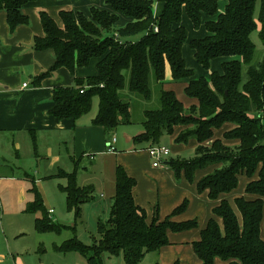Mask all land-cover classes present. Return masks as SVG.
<instances>
[{
    "label": "trees",
    "instance_id": "1",
    "mask_svg": "<svg viewBox=\"0 0 264 264\" xmlns=\"http://www.w3.org/2000/svg\"><path fill=\"white\" fill-rule=\"evenodd\" d=\"M33 0H0V10L6 12L10 30L26 24L28 18L21 7ZM163 3L159 16H154L156 2ZM219 0H104L111 11L89 8L88 16L82 12L60 10L62 26L45 12H40L43 29L41 37H35L33 48L51 49L55 61L48 71L38 76L52 74L59 67L70 72L86 67L91 59L97 60V75L76 78L73 85L55 87L52 94L54 107L50 111L57 120H76L87 114L93 97L98 98L93 125L103 127L107 136L121 125L131 124L130 103L121 93L126 90L144 100L152 97L151 83L157 90L159 107L143 110L142 131L132 138L134 144L160 145L163 134H171L176 125H192L175 138L177 143L196 139L199 145L191 159L170 157L166 164L179 176L181 171L192 181L196 169L208 164L221 163V167L197 182L199 193L208 190L215 199L237 187V175L244 173L252 178L245 187L254 199L235 198L241 222L226 200L213 208L222 219L223 232L215 219L208 220L193 243V250L200 264H214V258L227 260L228 264H264V240L261 238L264 198V56L253 62L255 45L252 32L257 31L264 45V0H225L223 12H218ZM257 7V8H256ZM256 9V10H255ZM185 12L195 28L201 24L205 13L214 20L206 22L208 35L190 42L197 62L208 69L216 57L233 58L222 65V73H212L210 80L200 78L191 81L185 94L197 98L199 105L185 109L172 91L163 89L165 66L168 64L173 79L189 77L192 72L185 67L182 45L187 31L183 26L174 27ZM130 19L117 27L119 16ZM243 65L246 80L243 81ZM225 121L236 127L224 133L225 138H236L240 144L224 146L220 140L210 147L203 142L212 137V128ZM76 163V161H73ZM75 166V165H74ZM76 167V166H75ZM57 177L65 179L60 190L65 195L66 206L80 218L81 206L92 201L94 189L80 186L76 171L59 169ZM135 179L116 165L114 169V194L107 220L97 221L96 235L87 245L75 236L54 249L66 253L81 254L87 264H102L101 255H122L124 264H140L147 252L158 251L168 243L166 230L181 231L197 226L195 220L172 222L168 218L146 222L144 209L134 202L132 189ZM29 192L32 200L24 211L40 213L34 220L37 233L60 232L62 225L54 222L44 206L43 198L34 180ZM183 201L173 210V215L186 208ZM177 264V263H174Z\"/></svg>",
    "mask_w": 264,
    "mask_h": 264
},
{
    "label": "crops",
    "instance_id": "2",
    "mask_svg": "<svg viewBox=\"0 0 264 264\" xmlns=\"http://www.w3.org/2000/svg\"><path fill=\"white\" fill-rule=\"evenodd\" d=\"M226 3L225 0L218 1L219 13L223 12ZM91 6L111 11L110 6L104 4V0H33L21 7V13L28 18V22L10 30L6 21V12L0 10V194L3 195L10 189V182L18 177L17 175L22 174L29 179L31 170L24 165L26 162L47 161L48 144L54 145V142L59 139L60 143L65 146L66 152L70 148L67 156L72 162L76 161L77 163L81 156L89 155L92 158L94 153L105 154L108 152L107 145L114 137L115 151L114 153L110 152L115 163L114 169L116 165H120L128 176L135 179L132 189L133 199L137 206L144 209L146 222L151 224L154 219L161 222L166 218L176 223L188 220L197 222L196 227L186 230L174 231L168 228L166 230L168 243L155 251L156 255L146 260V264H200V260L193 250V243L200 239V233L206 227L208 220L215 219L223 232L222 219L214 215L213 208L221 200H226L241 222V216L234 200L238 197L256 198L255 195L247 194L245 187L249 181L258 178V171L252 178L240 173L237 175L236 188L211 199L208 196V190L199 193L196 184L204 176L220 168L221 163H212L196 169L192 181H189L183 171L179 176H176L165 162L170 157L184 159L194 157L195 149L199 145L196 139L190 138L184 143L175 141L181 131L192 125H176L171 134L162 135L159 144L169 148L170 153L162 157L160 167H155L152 164L153 159L147 151L150 145L132 142V138L137 134L126 136L124 144L114 136L115 132L107 136L103 127L93 125L92 119L97 110L89 118L80 117L76 120L57 121L50 113L54 107L52 101L54 88L73 85L76 78L84 79L97 75V60L91 59L86 67L75 68L73 72L65 67H59L52 74L46 75L38 81L36 78L48 71L55 61L53 50L33 48L34 38L43 35L40 12L47 13L59 26H62L59 18L60 10L82 12L88 16ZM162 10L163 3L156 2L154 16H159ZM215 18V16L211 17L203 13L200 26L195 28L187 14L183 12L179 24L174 25V27L183 26L187 31V38L182 45L181 52L185 67L192 72V75L175 80L171 76L170 67L166 64L163 89L172 91L185 109L199 105L197 98L185 94V88L191 81L200 78L209 81L212 73H222L224 62L233 58L239 59V57H216L210 61L208 69H204L197 62L190 42L205 38L208 35L206 22ZM128 21H130L129 18L120 15L116 26L121 27ZM24 84L25 86H23ZM235 127L233 122L225 121L221 126L212 128V137L204 141L203 146L210 147L215 140H220L227 147L238 146L240 144L238 139L224 137V133ZM37 185L44 195L41 184L38 182ZM183 201L187 203L186 208L173 215V210ZM23 202L26 205L25 199ZM44 206L46 208V202ZM47 210L49 213V210L52 209ZM0 212L3 213L1 198ZM261 238L264 240V204ZM3 240V235L0 233V261L5 259L1 251ZM214 264H228V261L215 257Z\"/></svg>",
    "mask_w": 264,
    "mask_h": 264
},
{
    "label": "rangeland",
    "instance_id": "3",
    "mask_svg": "<svg viewBox=\"0 0 264 264\" xmlns=\"http://www.w3.org/2000/svg\"><path fill=\"white\" fill-rule=\"evenodd\" d=\"M257 31L255 29L251 34V40L255 45L253 62L262 60L264 56V45ZM245 70L246 66L243 65V80L246 79ZM151 90L153 93L150 100H144L126 90L122 91V98L130 103L132 123L115 129L114 136L118 137L120 143H126V136L141 132L143 110L159 107L157 90L153 83H151ZM97 104L98 98L95 96L92 99L90 111L81 117L89 118L94 111L96 112ZM67 150L70 151V148ZM68 151L66 152L65 146L60 143L59 139L54 142V145L48 144L47 161L26 162L24 165L31 170L29 179L22 174L17 175L18 177L10 182V189L5 194H0L3 209V213L0 212V233L4 238L1 251L5 258L0 261V264H87L81 254L59 252L54 249V245H60L74 236L89 245L92 243V236L96 235L97 221L107 220L114 194L115 163L111 154L114 152L94 153L92 158L84 155L78 158L77 163H74L67 156ZM59 169L66 172L75 170L78 185L91 186L94 189L92 201L81 206L80 218H75L74 212L67 209L65 195L60 190V186L65 185L66 181L55 176ZM34 179L35 185L39 182L43 188L44 195L39 190V186H36L46 202V209H52L49 216L54 222L62 225L60 232L37 233L34 220L40 213L24 211L23 199L27 202L32 200L29 189ZM154 255H156L155 252H147L140 264H146V260ZM101 259L102 264H124L121 254L109 256L103 253Z\"/></svg>",
    "mask_w": 264,
    "mask_h": 264
},
{
    "label": "built area",
    "instance_id": "4",
    "mask_svg": "<svg viewBox=\"0 0 264 264\" xmlns=\"http://www.w3.org/2000/svg\"><path fill=\"white\" fill-rule=\"evenodd\" d=\"M25 86V84L23 85ZM115 141V138L113 137L111 139V142L107 145V151L108 152H114L115 148L113 146V143ZM149 156L153 159V166L160 167L162 165V157L167 156L170 153L169 148L162 146V145H154L147 149ZM52 212V210H49V213Z\"/></svg>",
    "mask_w": 264,
    "mask_h": 264
}]
</instances>
